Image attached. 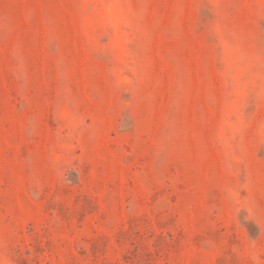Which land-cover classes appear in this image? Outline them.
<instances>
[{
	"label": "rangeland",
	"instance_id": "rangeland-1",
	"mask_svg": "<svg viewBox=\"0 0 264 264\" xmlns=\"http://www.w3.org/2000/svg\"><path fill=\"white\" fill-rule=\"evenodd\" d=\"M0 264H264V0H0Z\"/></svg>",
	"mask_w": 264,
	"mask_h": 264
}]
</instances>
